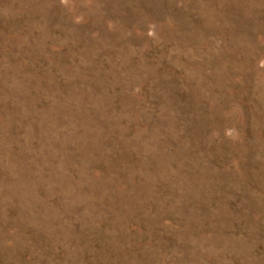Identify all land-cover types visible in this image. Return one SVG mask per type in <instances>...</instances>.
<instances>
[{
    "label": "rangeland",
    "instance_id": "374dc122",
    "mask_svg": "<svg viewBox=\"0 0 264 264\" xmlns=\"http://www.w3.org/2000/svg\"><path fill=\"white\" fill-rule=\"evenodd\" d=\"M0 264H264V0H0Z\"/></svg>",
    "mask_w": 264,
    "mask_h": 264
}]
</instances>
